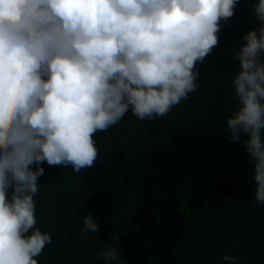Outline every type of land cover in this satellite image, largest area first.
Wrapping results in <instances>:
<instances>
[{
    "label": "clouds",
    "instance_id": "clouds-1",
    "mask_svg": "<svg viewBox=\"0 0 264 264\" xmlns=\"http://www.w3.org/2000/svg\"><path fill=\"white\" fill-rule=\"evenodd\" d=\"M239 3L0 0V264H38L52 243L35 227L43 165L92 168L94 134L129 112L154 121L187 100ZM251 15L256 26L234 45L227 138L245 147L254 199L264 204V0H253ZM81 231L99 232L91 213ZM119 236L100 253L112 264H125Z\"/></svg>",
    "mask_w": 264,
    "mask_h": 264
},
{
    "label": "trees",
    "instance_id": "trees-1",
    "mask_svg": "<svg viewBox=\"0 0 264 264\" xmlns=\"http://www.w3.org/2000/svg\"><path fill=\"white\" fill-rule=\"evenodd\" d=\"M252 3L240 0L223 25L187 100L154 121L129 112L94 134L92 168L43 165L35 227L52 243L38 264H112L100 253L116 243L113 232L125 264H224L225 253L238 264H264V204L254 199L245 147L227 138L234 45L256 26ZM88 213L99 232L81 231Z\"/></svg>",
    "mask_w": 264,
    "mask_h": 264
}]
</instances>
